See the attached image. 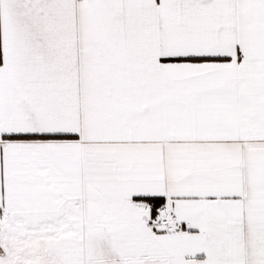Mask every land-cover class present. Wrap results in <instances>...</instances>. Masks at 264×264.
Listing matches in <instances>:
<instances>
[{
	"label": "snow or ice",
	"instance_id": "6c2138e0",
	"mask_svg": "<svg viewBox=\"0 0 264 264\" xmlns=\"http://www.w3.org/2000/svg\"><path fill=\"white\" fill-rule=\"evenodd\" d=\"M0 264H264V0H0Z\"/></svg>",
	"mask_w": 264,
	"mask_h": 264
}]
</instances>
